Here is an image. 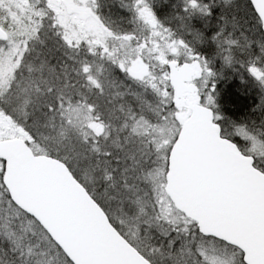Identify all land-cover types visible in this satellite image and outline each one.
Returning a JSON list of instances; mask_svg holds the SVG:
<instances>
[{"label": "snow or ice", "instance_id": "obj_1", "mask_svg": "<svg viewBox=\"0 0 264 264\" xmlns=\"http://www.w3.org/2000/svg\"><path fill=\"white\" fill-rule=\"evenodd\" d=\"M0 264H264V0H0Z\"/></svg>", "mask_w": 264, "mask_h": 264}]
</instances>
